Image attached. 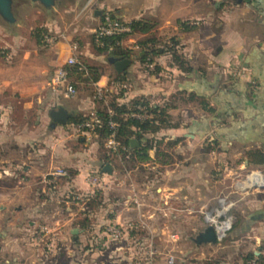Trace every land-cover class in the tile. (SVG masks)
<instances>
[{
    "label": "crops",
    "instance_id": "0c3cea01",
    "mask_svg": "<svg viewBox=\"0 0 264 264\" xmlns=\"http://www.w3.org/2000/svg\"><path fill=\"white\" fill-rule=\"evenodd\" d=\"M100 1L104 7L105 0ZM109 8L124 21H141L148 27L134 32L147 41L144 47L174 43V57L155 56L148 67H174L176 74L143 77L133 68L141 63L140 57L137 62L123 57L130 64L117 73L114 62L123 58L107 55L114 77L100 72L97 80L90 79L94 92L112 87L111 99L117 103L142 99L158 105L169 116L168 125L145 132L139 142L132 136L129 149L117 145L112 152L106 140L93 134L44 137L37 121L3 117L0 264H143L152 251V264H168L170 254L173 264H248L253 257L264 259V200L259 195L232 208L235 222L222 240L196 241L205 225L201 211L218 197L215 161L264 173V0H116ZM45 26L51 30L54 25ZM59 33L65 35L57 44L61 56L55 51L58 47L34 38L29 48L19 50L16 64L23 82L18 89L20 108H33L37 114L47 110L53 133L65 134L76 131L69 122L72 117L90 108L103 110L108 103L95 99L94 106L78 100L68 108L70 101L51 85V70L69 54L68 36ZM77 55L84 62L80 47ZM233 68L237 74L231 73ZM73 81L78 89L84 82ZM128 82L129 90L121 88ZM60 108L69 114L64 125L50 117ZM98 141H105L104 150L96 148ZM81 145H90V155L86 148L75 150ZM140 146L146 148L141 156L133 151ZM95 149L99 151L94 154ZM251 152L256 160L248 156ZM106 164L110 172L102 171ZM57 169L66 175H52ZM222 171L225 182L232 172L224 165ZM94 173L102 177L99 186L88 182ZM109 224L122 228L119 240H111L99 228ZM183 229L191 235L183 236Z\"/></svg>",
    "mask_w": 264,
    "mask_h": 264
},
{
    "label": "rangeland",
    "instance_id": "374dc122",
    "mask_svg": "<svg viewBox=\"0 0 264 264\" xmlns=\"http://www.w3.org/2000/svg\"><path fill=\"white\" fill-rule=\"evenodd\" d=\"M104 1V0H102ZM116 0H105L106 5L108 7H103L100 0H90L86 5H78L75 4L72 0H60L59 5L52 10L51 12H46L43 8H41L38 5H33L28 3L27 0H15L14 3V16L17 19V23H15L12 26H7L2 20L0 19V120L5 117L6 120L11 121H21V122H27L28 124L34 123V121H37L39 123L40 127V134L44 137H68V135L71 137L81 138L83 137L80 132L73 131V130H66L65 134L61 132V130H58L59 133H53L52 129L49 127V116L47 113V110L43 113L37 114L34 112L33 108H29L27 111H24L20 108L21 103L23 102L21 96L19 95L18 89L22 86V77H20V70L21 67H18L16 64L18 59V53L21 48H29L32 42L34 41V38H38V34L40 33L41 29H44L46 27V24H49L53 28L46 29V31H49L50 33H59L61 31L66 32L68 36V42H77L79 47L82 51V58L87 66L92 67L97 70V72L106 73L108 74L109 79L111 77H114L113 74V68L112 65L109 63V60L107 59V54L97 51L95 44L93 43V30L99 25L101 20V15L105 11H111L114 14V9L109 8L110 3H114ZM117 10V9H116ZM94 15V13H96ZM98 14L100 16H98ZM121 19V18H120ZM65 29V30H64ZM9 33L11 36H9ZM130 39V42L128 41ZM33 40V41H32ZM185 42L188 41V39H185ZM126 41V42H125ZM40 42V39H39ZM143 38L139 37L135 33H131L127 37L123 39V48H125L127 51H129L128 55L129 58L132 60V62L139 61L137 57H141L143 53ZM172 43V42H170ZM42 44V43H41ZM57 44H60L59 41L53 45L54 48L58 47L55 51L59 52V56H61V46H57ZM50 49V47H46ZM52 48V47H51ZM6 53V59L8 62L6 65L2 64V58ZM86 56L88 58H86ZM140 59V58H139ZM137 60V61H136ZM141 62L137 65V63L134 64V69L137 71H140V73H144L143 77H175V69L172 67V69L167 67L162 69V71H156V67L153 66V68H145V63ZM138 62V63H139ZM56 66L53 67L51 70H55ZM161 67L158 65L157 68ZM165 67V66H164ZM132 69V68H131ZM147 69V70H146ZM171 69V70H169ZM159 70V69H158ZM231 71V70H230ZM50 73V72H49ZM231 73L237 74L238 71H235L233 68ZM88 79L84 80L83 84L81 86L76 85L77 88V94L73 99L67 100L70 101V103L67 104L68 108H71L77 103L79 100L80 102L86 103L88 101L94 102L93 92H94V85L92 84L91 80V74ZM126 77H132L126 76ZM75 80V79H74ZM111 81V80H110ZM125 88L124 90H129V82L127 84H124ZM113 86V85H112ZM114 90L112 87L107 88V92H103V95L105 96L106 103H109L111 100V97L113 95ZM95 106V105H94ZM11 108L10 110L7 109ZM4 109H7L8 111L5 112ZM92 109L90 108L86 109L84 116L87 115ZM24 111V112H23ZM30 132V131H29ZM28 133V131H26ZM89 137H91V134H86ZM99 140V139H97ZM103 141L97 142L96 148L99 149L101 146V149L103 147ZM90 145H88L86 148V151L88 155H90ZM75 150L78 149H85L82 145L80 147L76 146L74 147ZM95 148V146H94ZM200 147V152L204 151ZM93 150L94 154L95 151L99 150ZM214 153L216 152V147L214 146ZM71 150H73L71 148ZM77 153V152H75ZM90 159V157H88ZM92 162V160H90ZM222 163V162H221ZM90 164V163H89ZM93 162L91 163V165ZM237 163L235 162H224L219 164V162L215 161L214 166V177L215 180H220L218 184H216V194L218 197L216 198V201L218 198H226L228 202H230L231 206L229 208V214L231 216L232 225L235 222V215L232 211V208L234 206H238L243 201H247L248 198L254 195H259L261 199L264 200V188H260L258 190H241L239 186L237 185L238 182H240L242 179L245 178V175L253 170V169H244V167L237 168ZM224 167L229 168V170L232 172L231 176L227 179V181L230 182H223L222 181V168ZM263 173V172H262ZM264 175V173H263ZM251 199V198H250ZM216 204V203H215ZM106 212V211H105ZM106 214H108L106 212ZM103 223V222H101ZM103 225V224H102ZM100 226L99 228L101 231L105 232V226ZM206 227V225L200 226L199 233ZM191 233V232H190ZM188 231L183 229V236L191 235ZM157 248H162L161 244L156 243ZM206 253V252H205Z\"/></svg>",
    "mask_w": 264,
    "mask_h": 264
},
{
    "label": "built area",
    "instance_id": "2783aa9c",
    "mask_svg": "<svg viewBox=\"0 0 264 264\" xmlns=\"http://www.w3.org/2000/svg\"><path fill=\"white\" fill-rule=\"evenodd\" d=\"M130 22L124 21L116 16L111 11H105L101 15V21L99 25L93 30V38L96 46L102 47L103 42L102 38L109 37V36H116V35H130L132 29L130 27ZM40 42L44 46H53L58 41L65 38V35L62 33H50L47 31H40L39 33ZM69 54L65 58L64 63L57 67L51 78V85L55 87L61 97L66 100L73 99L77 94L76 86L70 81L68 77V70L70 67L76 66V68L80 71L86 72V65L83 61H81L77 55V51L79 49V45L77 42H70L69 44ZM147 48V45L144 47ZM153 64H149V68H153ZM122 88H125V85H122ZM105 92L101 88L95 89L94 92V99L101 100L105 99L103 95ZM138 111H134L131 115L132 117L138 119H145L148 118V112L145 107L138 106ZM85 119L80 123L76 124L74 128L77 132L82 134H91L96 129L102 126V120L100 119L99 115L97 114L95 109H92L87 115H85ZM107 126L111 130V134L106 139L107 148H109L112 152L116 150L118 142L114 138L115 130H116V123L112 120L107 122ZM52 175L54 176H65L66 171L62 169L55 170ZM264 175L262 172L258 170H251L246 175L245 178L242 179L240 182L237 183L241 190H258L264 187H258L257 183L260 182L261 177ZM102 181V177L97 174H91L88 176V182L92 185L99 186ZM212 207L210 208H203L202 209V218L203 222L206 226H212L216 240H222L227 233L232 228V220L229 214V208L231 206L230 202L226 200V198H218ZM105 233L111 238V240L116 241L119 240L123 235V230L120 226L109 224L105 227ZM172 240L175 239V235H170ZM153 251L150 252L148 257L145 259L143 264H152L153 261ZM168 264H173L175 262V257L173 255H168L167 258ZM257 258L253 257L248 264H256Z\"/></svg>",
    "mask_w": 264,
    "mask_h": 264
},
{
    "label": "trees",
    "instance_id": "16d2710c",
    "mask_svg": "<svg viewBox=\"0 0 264 264\" xmlns=\"http://www.w3.org/2000/svg\"><path fill=\"white\" fill-rule=\"evenodd\" d=\"M130 27L132 29L131 33L135 31H145L148 27H144V24L141 21H131ZM46 28L41 29V31H45ZM39 36V34H38ZM128 35H116V36H109L102 38L103 46L98 47L96 46L93 38V43L96 46V49L100 53H106L108 56H119L120 58L129 57L126 49L123 48L121 42L122 40ZM40 39L39 37L37 38ZM147 41L143 42L145 45ZM174 44V43H173ZM170 47L165 45H161L160 47L154 48H143V53L140 57L142 62L146 64V68L148 69V61L153 62L155 56H159L162 54H171L174 57L175 52L173 51L174 45ZM156 67V65H155ZM181 68V66H180ZM158 68L156 67V71ZM91 74V78L93 81L99 78V72L96 69L89 67L86 65V72L80 71L76 68V66L70 67L68 70V77L70 81L75 85L73 79L77 80H86L88 79ZM76 86V85H75ZM122 88V87H121ZM124 89V88H123ZM112 98V97H111ZM104 99H101L97 102H101ZM111 101L108 103V106L105 109L100 110L95 108L97 114L99 115L100 119L102 120V126L96 129L93 134L99 140H106L109 135L111 134V130L107 126V122L112 120L116 123V130L114 134L115 140L118 142L119 147H124L125 149H129V139L133 136L139 142L141 140L142 135L145 132H154L158 128L164 125H168L169 116L165 113V109L161 108L158 105H150L149 103L145 102L142 99L133 100L129 103H117L114 99H110ZM95 101V99H94ZM145 107L148 112V118L145 119H138L132 117V113L134 111H138L137 107ZM86 117L83 116H76L72 117L70 123L75 126L76 124L83 121ZM105 142V141H104ZM145 147L134 148L133 151L138 153L140 156L145 154ZM124 153V150H122ZM254 157L256 160L257 155L255 153H248V156ZM260 160V159H259ZM251 258V257H250ZM249 258V259H250ZM257 262L256 264H264V259L260 257H256ZM248 259V260H249Z\"/></svg>",
    "mask_w": 264,
    "mask_h": 264
},
{
    "label": "water",
    "instance_id": "95a60500",
    "mask_svg": "<svg viewBox=\"0 0 264 264\" xmlns=\"http://www.w3.org/2000/svg\"><path fill=\"white\" fill-rule=\"evenodd\" d=\"M28 3L33 5H38L43 8L46 12H51L60 3V0H27ZM75 4L86 5L90 0H72ZM14 3L15 0H0V19L7 26H12L17 23V19L14 16ZM130 60L128 58H123L114 62V69L117 73H122L129 66ZM69 114L62 108L51 111L50 117L54 123L64 125L67 122ZM131 145H135V141L131 140ZM103 172H110L111 168L108 164L104 165ZM198 243H215L216 237L212 226L208 225L204 228L202 232L197 236Z\"/></svg>",
    "mask_w": 264,
    "mask_h": 264
},
{
    "label": "bare ground",
    "instance_id": "6f19581e",
    "mask_svg": "<svg viewBox=\"0 0 264 264\" xmlns=\"http://www.w3.org/2000/svg\"><path fill=\"white\" fill-rule=\"evenodd\" d=\"M258 187H264V178L263 176L261 177L260 182L257 183Z\"/></svg>",
    "mask_w": 264,
    "mask_h": 264
}]
</instances>
